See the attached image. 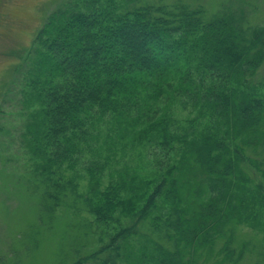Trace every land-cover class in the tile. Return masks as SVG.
Returning <instances> with one entry per match:
<instances>
[{"label":"trees","instance_id":"16d2710c","mask_svg":"<svg viewBox=\"0 0 264 264\" xmlns=\"http://www.w3.org/2000/svg\"><path fill=\"white\" fill-rule=\"evenodd\" d=\"M80 1L38 32L26 94L38 106L22 139L43 221L79 199L62 167L91 157L80 198L114 232L73 264H241L248 252L264 261L259 245L235 247L238 226L264 229V21L250 22L243 5L209 18L182 2ZM145 147L161 153L152 179L127 165L102 189L112 156ZM136 236L152 247L136 253Z\"/></svg>","mask_w":264,"mask_h":264},{"label":"rangeland","instance_id":"374dc122","mask_svg":"<svg viewBox=\"0 0 264 264\" xmlns=\"http://www.w3.org/2000/svg\"><path fill=\"white\" fill-rule=\"evenodd\" d=\"M73 1L76 0H0V264H73L77 258L88 256L102 247L108 242L109 234L114 232L113 226L108 228L97 222L80 198L89 190L86 170L91 160L89 155L81 157L75 168L65 165L60 171L65 181L73 179L80 195L78 201L68 199L53 218L43 221L42 216L45 215L39 209L42 198L33 184L37 161L34 162L22 141L23 133L27 131L26 124L32 119L30 113L38 106H31L26 95L30 92L28 82L35 74L38 32L50 15ZM116 1L130 9L139 5H171L175 2L191 7L201 5L209 18L231 5L234 8L243 5L250 22L258 24L264 21V0ZM80 2L84 3V0ZM178 118L186 119L187 112L180 110ZM160 156V151L154 147L117 153L112 156L115 158L113 166L105 171L102 189L108 185L114 171L123 170L127 165L135 168L143 180L152 179L149 172L153 170L155 158ZM263 230L251 223L238 226L235 247L241 248L244 242L249 241L252 249L259 245L260 252L264 253ZM130 244L136 253L143 246L152 247L138 236ZM248 253L241 264H264L259 254L254 257ZM212 262L198 258V264H214ZM96 263L97 260H89L83 264ZM121 264L130 263L123 260Z\"/></svg>","mask_w":264,"mask_h":264}]
</instances>
